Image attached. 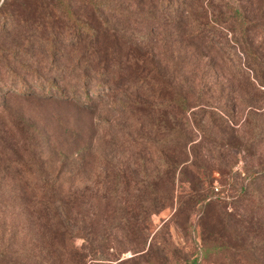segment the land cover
<instances>
[{"label":"rangeland","instance_id":"rangeland-1","mask_svg":"<svg viewBox=\"0 0 264 264\" xmlns=\"http://www.w3.org/2000/svg\"><path fill=\"white\" fill-rule=\"evenodd\" d=\"M166 6L0 0V249L10 264H264V0ZM235 9L260 67L236 46ZM200 27L205 43L191 38ZM115 63L134 69L116 81ZM177 92L188 111L172 103ZM163 124L181 127V147ZM196 179L201 212L188 200Z\"/></svg>","mask_w":264,"mask_h":264},{"label":"trees","instance_id":"trees-1","mask_svg":"<svg viewBox=\"0 0 264 264\" xmlns=\"http://www.w3.org/2000/svg\"><path fill=\"white\" fill-rule=\"evenodd\" d=\"M159 1L161 2V4L167 5L166 8H163L162 10H167V11L168 10H173V11L179 12V11H182V9L183 10L186 9V7L189 4L190 0H159ZM231 18L239 25V32H238V37L239 38H237V37L235 38V40L237 41L236 46L242 48V50L244 52H246L249 56L254 57L256 66L260 67L262 65V60L259 58V55H258L257 51L255 50L254 46L252 45V42L250 41V39L248 40V36H247V29H248L247 25L248 24L246 23V20L244 19L245 17L243 16L242 12H240V10L235 9L234 12L231 14ZM215 22H218V21L215 20ZM233 24H234V22H233ZM201 29L202 28L200 27V28H198L197 33L194 32L193 34H191V38L195 39L197 42L201 41V42L205 43L202 40L207 39V33L202 32ZM227 29L229 31H231L229 29V27H227ZM106 67H108V65L104 66V68H106ZM114 67H115L114 71H115L116 77H118V78L113 77V78L117 79L116 81L119 80V78L122 76L123 72L124 73L126 72L125 74H127L129 70L134 69V66H132L131 64H122V63H117ZM258 70H260V69H258ZM262 75L264 77L263 73H262ZM260 83L262 85H264V81H262L261 79H260ZM85 97L87 98V102L89 103L88 91H86ZM171 100H172V103H174L181 111H188V100L181 93L177 92V93L173 94ZM163 126H164V124H163ZM164 129H168L167 130V134L169 136H168L167 143L169 144V142L171 141L172 143H176L177 146L181 147L182 146V141H184L183 137H185V135L183 134V132L181 130V127L179 125H176V124H170L167 127L164 126ZM204 133H205V131H204ZM208 137H209V139H211L210 136H208ZM190 142H191V140L187 138V141L185 143V147ZM212 142L219 143V142H216L215 140L212 141ZM183 146H184V143H183ZM192 149H194V146L192 147ZM78 154L79 153L77 152L75 154V156H73L74 160H76L74 162H78L79 158H81L80 160H84V157H78ZM263 174H264V171H263ZM206 176H207V174H206ZM197 179H198V177H197ZM197 179L194 180L193 183L190 184V188L191 189L189 191V196H188L189 199L188 200H189V202L191 204L190 206L194 207L195 210H197V211L199 210V212H201V210L203 209V200L206 197H205V193L204 194L201 193L200 188H199L200 180H197ZM48 186H50L49 190L54 193V192H57L59 190L60 184L54 183L53 185H48ZM75 193L76 192L72 191L69 188L68 194L63 196V198L64 199L67 198L68 199L67 202L69 204L73 203L74 199L76 198ZM151 193L157 194L158 196L164 197L165 198L164 200L162 198H160L159 200L162 199L161 201H163L165 203H168V200H166L167 199L166 195L158 193L156 190H154V188H151ZM156 202H157L156 198L153 199L152 201H150V207L155 206L157 204ZM45 203L44 202L41 203V205L44 206L45 208L44 207L39 208V212L44 213V214H46L45 213L46 212V208H49L52 205V202H50V200H47ZM63 203H65V201H61V204L65 205ZM171 203H172V201H171ZM184 204H185V202L183 200L182 201V205H184ZM182 205H180V208H181ZM147 209L148 208H146L145 211ZM54 212H55V210H54ZM125 221L127 222L128 218H125ZM127 223H129V222H127ZM50 224L51 223H50L49 219H44V226L48 230H51V225ZM50 240H51L52 244L54 243V245H55L53 247V250L55 252L57 250V247H58V245H57L58 242L56 241V238H51V236H50ZM5 263L6 264H10V260L7 259V254L5 253V251L0 249V264H5ZM14 264H17V263L14 262Z\"/></svg>","mask_w":264,"mask_h":264}]
</instances>
